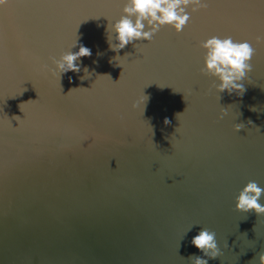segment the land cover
<instances>
[{
    "label": "water",
    "instance_id": "1",
    "mask_svg": "<svg viewBox=\"0 0 264 264\" xmlns=\"http://www.w3.org/2000/svg\"><path fill=\"white\" fill-rule=\"evenodd\" d=\"M125 3L0 6V264H258L264 216L234 209L249 181L264 188V0H207L179 34L117 53L108 35ZM213 35L256 48L243 96L201 74ZM81 44V71L53 75ZM202 228L218 259L192 246Z\"/></svg>",
    "mask_w": 264,
    "mask_h": 264
},
{
    "label": "clouds",
    "instance_id": "2",
    "mask_svg": "<svg viewBox=\"0 0 264 264\" xmlns=\"http://www.w3.org/2000/svg\"><path fill=\"white\" fill-rule=\"evenodd\" d=\"M6 3L7 0H0V6L6 5ZM207 7V0H126L120 19L110 25V31L115 36L108 35L109 49L118 53L133 41L150 42L162 27H169L179 34L189 24L192 13ZM189 8L191 9L190 12L188 11ZM106 31L109 32V25ZM78 39L79 37L76 36L72 48L77 47ZM113 39L117 43H113ZM255 40L257 44L264 43V33L256 36ZM200 48L204 50L201 74L214 78L218 82L213 85L215 91L219 94L227 91L229 95L236 93L238 96H243L246 89L242 81L253 70L251 61L256 53L253 44L247 40L236 41L231 36L221 38L213 35L201 43ZM98 55L101 54L98 53ZM90 56L91 50L82 44L75 53L70 49L62 54L58 60L52 59L55 67L52 74H58L61 77L62 74L69 71L79 73L81 68L77 62L81 57ZM118 57L113 59L116 60ZM83 71L85 75L81 76L80 79H88L91 72L87 67ZM148 100L149 97L143 94L142 98L136 101L132 107L136 108L140 103L146 106ZM251 110L255 111V108ZM180 114L177 113L176 118ZM227 114V110L222 109L218 118L223 119ZM169 123L170 121L165 118L164 124L168 125ZM248 123L252 122L248 121ZM242 129H244L243 123H237L233 127V131L236 133ZM262 195H264V188L258 186L256 181H249L239 192L235 200L234 210L243 214L251 211L258 217L264 216V205L260 203ZM191 244L208 259H218L222 255L216 240V233L208 228H202L199 234L193 237ZM188 260L191 264H208L207 259L199 256H189ZM249 264H252V261H249ZM258 264H264V252L258 254Z\"/></svg>",
    "mask_w": 264,
    "mask_h": 264
}]
</instances>
